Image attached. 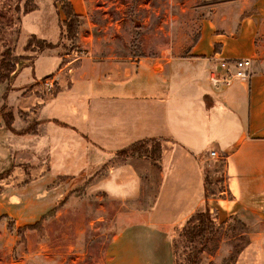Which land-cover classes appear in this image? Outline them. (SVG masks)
Instances as JSON below:
<instances>
[{
	"label": "crops",
	"instance_id": "obj_1",
	"mask_svg": "<svg viewBox=\"0 0 264 264\" xmlns=\"http://www.w3.org/2000/svg\"><path fill=\"white\" fill-rule=\"evenodd\" d=\"M262 17L264 0L215 4L188 52L163 61L46 57L54 94L45 101L24 98L21 111L37 109L22 127H15L16 118L11 126L19 133L35 124L33 133L0 126V174H7L0 180V218L16 227L40 221L78 175L92 176L89 188L120 206L136 200L141 169H150V161L116 155L156 141L159 184L151 207L121 215L126 221L108 245L105 264H172L171 238L205 207L215 225L244 228L246 244L235 264H264V72L254 64ZM42 56L16 73L12 87L46 77L36 70ZM235 59L250 60L248 80L213 87L209 75L217 63ZM204 162L212 164L209 171L223 166L216 197L204 193Z\"/></svg>",
	"mask_w": 264,
	"mask_h": 264
},
{
	"label": "rangeland",
	"instance_id": "obj_2",
	"mask_svg": "<svg viewBox=\"0 0 264 264\" xmlns=\"http://www.w3.org/2000/svg\"><path fill=\"white\" fill-rule=\"evenodd\" d=\"M228 1L0 0V63L4 53L9 52L15 66L9 80L0 81V126L4 127L3 114H9L12 122L15 118L18 120L15 127H22L27 121L26 116H31L28 112L37 109L31 106L28 112L21 111L24 98L45 101L54 94L57 83L50 75L52 67L45 64L46 57L49 61L64 56V61L89 57L97 61L128 63L134 59L163 61L170 56H182L196 40L200 21L207 17L210 9ZM67 4L73 14L79 12L73 22L68 21ZM30 10L33 11L24 14ZM260 21L262 30L256 39L254 64L257 71L264 72V17ZM32 36L56 45L57 49L41 52L44 56L40 57L36 70L38 77H46L15 89L12 86L16 73L25 66H32L33 59L41 54L35 43L26 49ZM17 82L23 84L20 79ZM152 145L147 143L144 149L128 153V157L116 155V158L120 161L149 160L144 152ZM149 163L150 169H141L144 182L138 199L121 206L97 189L89 188L92 176L78 175L69 178L63 199L40 221L16 227L15 222L0 218V264H105L108 245L126 221L121 215L147 211L151 207L159 184V167ZM211 165L204 162L203 167L210 168ZM222 167L219 164L204 173L207 197H216L223 190L222 184L216 181H222ZM192 223L178 229L171 238L172 264L236 263L246 244L241 225L213 223L200 236L182 234L183 228L198 227L195 220Z\"/></svg>",
	"mask_w": 264,
	"mask_h": 264
},
{
	"label": "trees",
	"instance_id": "obj_3",
	"mask_svg": "<svg viewBox=\"0 0 264 264\" xmlns=\"http://www.w3.org/2000/svg\"><path fill=\"white\" fill-rule=\"evenodd\" d=\"M33 10L24 12V14L30 13ZM66 15L68 16V21L69 22H73L74 20H76L78 17L77 15L73 14L72 8L69 4L66 5V9H65ZM33 43H35L37 45L38 48V52H43L45 50H51V49H55L57 46L53 45L51 43H46L45 41H40L38 39L35 38V36H32L29 38L27 45H26V49L29 48ZM13 59H11L10 53L9 52H5L3 55V59L0 63V69H1V73L0 75V81H8L10 74H12L15 71V66L12 62ZM3 123H4V129L7 132L16 134V135H22V134H26V133H33V127L35 126V124H32L30 126L27 127L26 130H24L23 132H19V133H15L11 127L12 125V120H11V116L9 114H3ZM147 143H152L153 145L149 148V150H145L144 153H146V157L149 159V161H151L153 164H157V162L159 161L160 155H161V148H160V143L156 142V141H142L139 142L137 144H134L122 151H120L118 154L120 156H125L128 153H133V152H138L140 148L144 149L145 144ZM7 174H1L0 175V180L3 179ZM206 177L205 174H203V189H204V193L206 192ZM1 187H0V193H1ZM195 218H190L189 220H187V222L183 225L185 227L188 225H193L192 220H195L196 223H198V227L195 228H190L185 230V228H183L182 234H192L194 237L196 236H200L201 232L206 233L207 230L209 229V227H211V225H213V222L211 220L209 211L207 209V207H205L202 211L198 212L195 214L194 216ZM182 226V227H183ZM181 227V228H182ZM180 228V229H181ZM189 231V232H188ZM196 231V232H194ZM187 232V233H186Z\"/></svg>",
	"mask_w": 264,
	"mask_h": 264
},
{
	"label": "built area",
	"instance_id": "obj_4",
	"mask_svg": "<svg viewBox=\"0 0 264 264\" xmlns=\"http://www.w3.org/2000/svg\"><path fill=\"white\" fill-rule=\"evenodd\" d=\"M249 59L223 60L217 63V70L209 75V82L215 88L230 86L235 81L248 80L250 72ZM210 157H217L210 152Z\"/></svg>",
	"mask_w": 264,
	"mask_h": 264
}]
</instances>
